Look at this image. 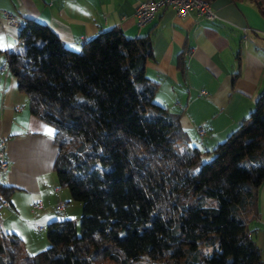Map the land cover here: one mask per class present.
I'll return each mask as SVG.
<instances>
[{
	"label": "trees",
	"instance_id": "obj_1",
	"mask_svg": "<svg viewBox=\"0 0 264 264\" xmlns=\"http://www.w3.org/2000/svg\"><path fill=\"white\" fill-rule=\"evenodd\" d=\"M18 30L8 70L29 112L53 127L52 169L81 215L79 226L50 221L48 245L34 254L0 226V264H264L249 227L264 181V89L202 150L155 101L149 35L113 26L75 50L37 19L22 18ZM13 190L0 173V208Z\"/></svg>",
	"mask_w": 264,
	"mask_h": 264
},
{
	"label": "crops",
	"instance_id": "obj_2",
	"mask_svg": "<svg viewBox=\"0 0 264 264\" xmlns=\"http://www.w3.org/2000/svg\"><path fill=\"white\" fill-rule=\"evenodd\" d=\"M148 1L156 0H0V143L8 161L3 180L14 187L9 205H1L0 226L18 235L31 254L47 247L46 225L75 218L77 204L52 169L53 128L29 112L28 99L8 70L6 53L18 47L19 30L3 19V11L19 21H42L75 50L113 26L128 37L149 35L153 59L145 71L157 83L155 101L179 115L190 142L202 150L224 139L264 89V15L254 2L264 7V0H208L212 20L195 13L180 18L170 7H160L138 25L134 9ZM38 201L41 207L32 212ZM59 201L65 203L62 211L55 208ZM257 212L249 227L264 263V181Z\"/></svg>",
	"mask_w": 264,
	"mask_h": 264
},
{
	"label": "built area",
	"instance_id": "obj_3",
	"mask_svg": "<svg viewBox=\"0 0 264 264\" xmlns=\"http://www.w3.org/2000/svg\"><path fill=\"white\" fill-rule=\"evenodd\" d=\"M160 7H170L177 16L184 18L191 13L212 20L215 18V13L209 5L208 0H156L142 2L134 9L135 19L138 25H143L150 21L154 16L156 11ZM2 17L9 24L13 26H18L20 21L10 12L3 11ZM203 92V91H202ZM199 134H203L202 130H199ZM4 143H0V173L4 174L8 168V161L4 155ZM2 204L7 206L8 202L6 200L2 201ZM41 207V202H35L32 204L31 211L39 209ZM55 208L57 210H63L65 208V203L59 201Z\"/></svg>",
	"mask_w": 264,
	"mask_h": 264
},
{
	"label": "rangeland",
	"instance_id": "obj_4",
	"mask_svg": "<svg viewBox=\"0 0 264 264\" xmlns=\"http://www.w3.org/2000/svg\"><path fill=\"white\" fill-rule=\"evenodd\" d=\"M51 126V125H50ZM52 127V126H51ZM53 128V127H52ZM223 140V139H222ZM222 140H220V141H222ZM210 147V146H209ZM211 157V154L210 153H203L202 154V157H201V160H205V159H208V158H210ZM67 190V189H66ZM71 198V197H70ZM71 202H73V204H77V211L76 210H74V208L72 209V211H73V213H75V214H73L74 216L73 217H75V218H73L74 219V221H76V223H77V225L79 226V220H80V215H81V202L80 201H77V200H73V199H71ZM207 203H210V204H214L215 203V201H214V199L212 198V197H210V198H208L207 199ZM44 236H45V231H44ZM139 264H156V263H153V262H148V261H145V260H141L140 262H139Z\"/></svg>",
	"mask_w": 264,
	"mask_h": 264
},
{
	"label": "bare ground",
	"instance_id": "obj_5",
	"mask_svg": "<svg viewBox=\"0 0 264 264\" xmlns=\"http://www.w3.org/2000/svg\"><path fill=\"white\" fill-rule=\"evenodd\" d=\"M57 210V209H56ZM64 210V209H63ZM57 211H62V210H57Z\"/></svg>",
	"mask_w": 264,
	"mask_h": 264
}]
</instances>
